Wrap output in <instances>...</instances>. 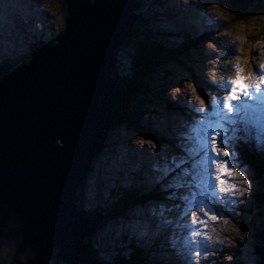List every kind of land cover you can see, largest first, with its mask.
Listing matches in <instances>:
<instances>
[{
  "label": "rangeland",
  "instance_id": "1",
  "mask_svg": "<svg viewBox=\"0 0 264 264\" xmlns=\"http://www.w3.org/2000/svg\"><path fill=\"white\" fill-rule=\"evenodd\" d=\"M2 1L7 2L3 3ZM63 1L0 0V21L2 23H0V62L2 60L19 59L35 43H52L55 41L63 32L65 18L62 11ZM147 1L140 0L138 6L140 10L137 11L142 12L144 9L145 13L148 14L147 18H154L153 22H155L157 28L172 33L174 39L179 38L175 35V29H173L171 21L165 16L168 14L172 16V21L177 20V22L186 25L190 33L194 31L197 35L209 30L211 34L209 40L203 41L201 39L196 43L189 57H185L186 64L176 62L168 67V71H171L168 76L169 86L164 89L162 87L156 88L155 92L162 90V93L157 94L155 101L150 100V104H145V108L148 109L147 112L152 114H143L137 120L140 125L143 123H146L147 126L151 124V128L156 130V133L163 137V140L167 139L166 142L158 143L147 137L148 135H141L135 126L126 130L123 128H110L107 131L104 140L105 146L95 155L92 162V171H88L86 179L82 182V189L80 185V190L76 191L78 196L82 198L83 206L81 208L86 211L92 209H96V211L100 209L103 211L108 210L120 196V189L130 188L128 186L132 185L130 183L133 180L128 177V172L130 170L134 173L133 169L137 171V179H139H136L137 181L143 183L142 180L147 181L149 179L148 187L157 185V188L162 191V195L159 196V200L156 202L150 201L143 206H133L131 210H139L135 215L132 212L129 219L125 220L120 217L116 221L110 222L106 227L104 224L100 227L101 229L96 230L90 238L93 253L102 258V263H109L116 257V254L126 255V248H121L122 244L117 245L116 242L118 241L116 239L122 235L125 236L126 243L133 239L132 236H136L137 228H135V234H133L134 231L130 223L132 222V226L136 225L137 223L134 222L138 219L137 216L140 212L144 213L145 209H150L158 218L172 222L176 228H181L184 222L188 224L187 228H182V234H185L184 237L188 239V247L193 252L184 257L183 254L177 253L176 249H172L173 255L168 260L174 261V264H188L187 258L191 264H259L260 260L254 256V251L259 245L260 247L263 246V243L257 242L256 236L262 230L264 231V213L263 217L259 218L258 216V212H261L258 208V204L261 206L258 197L261 195L264 199V181L256 179L251 166L243 160L245 156L234 150L236 146V127L229 124V122H232L229 117H233V122L242 120V117L248 118L250 123L246 125L247 133L259 134L262 138L260 141H262L264 139V107L257 110V113L256 111L240 112L241 118L238 117L234 111L235 109L241 111L239 109L241 106L240 100L253 102L260 97L259 93L249 90L251 94L236 97L235 93L231 92L233 85L229 83L228 77H226V81L229 83V89H216L215 86L218 85V81L214 80L213 70L227 66L226 63H242L253 72L259 69L261 60L257 58L258 56H255L254 52L258 47H262L264 51V13L249 15L242 20H235L233 15L227 14L225 0H159L169 12H165L153 0H149L152 2L150 4ZM188 2H193V5L196 2L198 7L189 6ZM193 8L196 11H191ZM199 12L207 13V15L203 16ZM195 16L200 20L198 22L200 26L198 27L193 24L197 20ZM27 24L28 26H26ZM128 37L129 35L123 42ZM234 37L236 39L240 38L241 41L233 40ZM189 59H191V62L187 64ZM129 63L128 52L122 50L117 56L115 68L117 73L127 76V68H132ZM11 69H13V66ZM242 76H245L244 72ZM247 79L250 80L249 77ZM185 88L197 94L199 97L198 103L195 104L193 98L184 96L183 93L179 95V90L185 91ZM227 95L229 97L228 102H230L229 108L228 110L220 109L222 113L217 114H223L224 116L221 119H215L216 113L213 116L212 108L217 107L220 98ZM181 98L185 104L192 108L190 113L182 111L183 114L179 111V114H171L167 112V109H163V105L161 106L163 99H168L167 101H172V103L178 105ZM196 126H200L198 127L200 130L198 137L205 140L208 146L207 148H200L195 144L199 148L198 155H193L191 153L192 148H189L187 153L192 156L184 157L180 149L193 144L189 137L193 135L186 131ZM181 127L186 131H183ZM208 127L213 129V134L208 131ZM254 142H259V140H254ZM143 145L145 153L141 149ZM213 146L218 151H229L233 156H230L232 162L234 160L236 164L241 166L235 175L238 177L242 173L245 174L246 178L243 183L247 186V190L243 195L244 199L241 195L236 196L233 193L226 195L229 199L231 212L216 211L217 207L211 205L208 210L202 211L201 216H199V213L197 214L198 218L204 217L205 219L207 214L210 213L204 229L202 227L198 228V233L206 236L199 239V234L192 231L196 226L195 220L187 209L192 199L199 195V178H214L216 184L219 183L218 179L221 177L222 172L208 168L204 161H201L206 157L213 161ZM256 146L261 150L264 144L259 142ZM197 159L200 160V164L203 166L197 165V169H193ZM129 160H132L130 162L132 164L126 168L123 165L128 164ZM179 169L181 170L179 171ZM223 170L224 173L231 172L228 167ZM195 171H198V177L192 173ZM140 176L143 179L139 178ZM230 184H235L236 188L241 187L240 182L231 183L230 180H226L223 183L225 187ZM144 185L147 187V184ZM182 197L187 200L185 203L182 202ZM225 205L224 202L219 203L222 208ZM250 208L251 211L248 213ZM179 210L181 213L187 212L184 220L182 217L178 219ZM129 211H126L127 214H129ZM232 216L234 219L230 218ZM157 217L149 235L152 239L160 242L159 245L163 244L167 248L164 249L162 246L164 250L160 251L161 255H164V252L171 255L167 250L171 249L170 245L172 243H167L169 241L166 239L161 240L162 233L156 223ZM214 218L216 222L211 225ZM122 223L124 224L122 225ZM122 228H126V231H123ZM137 238L140 237L137 236ZM146 240L150 243L148 239ZM163 241L166 243H163ZM205 243L209 246L208 248L205 247ZM159 245L158 248H161ZM233 251L238 252L237 256H230ZM156 260L160 262L158 253H156L153 261Z\"/></svg>",
  "mask_w": 264,
  "mask_h": 264
},
{
  "label": "water",
  "instance_id": "2",
  "mask_svg": "<svg viewBox=\"0 0 264 264\" xmlns=\"http://www.w3.org/2000/svg\"><path fill=\"white\" fill-rule=\"evenodd\" d=\"M136 5L67 0L55 45L0 65V264H101L76 191L112 127L111 75Z\"/></svg>",
  "mask_w": 264,
  "mask_h": 264
},
{
  "label": "trees",
  "instance_id": "3",
  "mask_svg": "<svg viewBox=\"0 0 264 264\" xmlns=\"http://www.w3.org/2000/svg\"><path fill=\"white\" fill-rule=\"evenodd\" d=\"M139 1L137 0V8L133 10L135 18L132 22V28L129 37L124 41L122 47L117 51V56L122 50H125L129 54L130 66L126 73L118 74L115 69L111 75L118 83L120 98L117 104L114 105L110 112V118L112 121L113 129H131L135 126L139 132L145 133L151 138H157V135L152 133L149 129L141 127L139 120L143 114L147 111L145 108L146 103H150V100H156L157 94H161L162 90L155 92L156 88L162 87V89L169 86L168 76L171 71H168V67L172 61H178L180 63L186 62L185 57H189L190 50L189 45L192 44V39L184 36L179 43L172 45H166L167 41L164 36L157 33L152 28V20L148 19L141 13H137ZM67 0L62 3L63 16H66ZM225 10L228 15H233L235 20H242L249 15H256L257 13H264V0H225ZM56 40L52 42V45L56 44ZM185 59V60H184ZM30 60L29 54L22 55L17 60H8L11 62L13 69L26 65ZM190 61V60H188ZM155 96V97H153ZM159 96V95H158ZM154 100V101H155ZM160 142L159 138L155 140ZM242 156H245L242 153ZM94 160V159H93ZM244 161L249 163V166L254 171V175L257 180H264V163L249 161L247 157L243 158ZM82 186V185H81ZM83 187V186H82ZM82 187H80L82 189ZM79 188V190H80ZM135 191H125L123 196L110 206L108 210L87 211L86 217L89 222L95 227V230L103 226L108 220L115 217L128 205L135 201L133 198L137 197ZM78 197V199H77ZM258 208L259 217L264 212V199L259 195ZM76 206L82 207V198L76 193L75 199ZM90 237L85 239L86 244H90ZM257 242L263 243L262 247H257L254 251V256L258 257L261 261L259 264H264V231L258 233L256 236ZM93 251V250H92ZM141 252L139 250H133L129 255H123L120 259L116 258L109 264H150L143 258H141ZM92 258L98 257L93 253ZM50 264H61L59 261L51 260ZM105 264V263H104Z\"/></svg>",
  "mask_w": 264,
  "mask_h": 264
},
{
  "label": "bare ground",
  "instance_id": "4",
  "mask_svg": "<svg viewBox=\"0 0 264 264\" xmlns=\"http://www.w3.org/2000/svg\"><path fill=\"white\" fill-rule=\"evenodd\" d=\"M195 4L193 5V2H188L189 6H195V7H198V4L196 6V2H194ZM194 7V8H195ZM192 9L191 11H196L195 9ZM212 9V8H211ZM201 10V9H200ZM200 14H202L203 16H206L207 13H204V12H199ZM21 14V13H20ZM183 17V16H182ZM196 17V16H195ZM196 21L193 22V24H195V26H200L198 24V22L200 21L197 17H196ZM28 26V24L26 25ZM233 40H238V41H241V39H236L235 37L233 38ZM232 42V41H230ZM244 46V45H243ZM234 47V46H233ZM263 48L262 47H258V49H255L256 51L254 52L256 55L255 56H258L257 58L259 60H261V63H259V69L256 71V72H253L251 70L248 69L247 66H245L244 64L242 63H226L228 64L227 66H223L221 67V69L219 68H216L215 70H213V76H214V80H217L218 81V85L215 86V88L217 89H229V83H231L233 85V90L231 91L232 93H235V96L238 97V96H246L248 94H251L249 92V90H253L255 92H258L259 93V96H264V84H261V85H256L254 83V79L257 78V77H264V68H262V66H264V51L262 50ZM238 50V49H237ZM211 61V60H210ZM10 64L12 65L10 62H5L3 64ZM244 72L245 76H242V73ZM226 77L229 78V83L228 81H226ZM247 77L250 78V80L247 79ZM117 83V81H115ZM208 83V82H207ZM210 83V82H209ZM117 87H118V83H117ZM119 88V87H118ZM202 90V89H201ZM181 93L185 94L184 96H190L191 98H193V101L194 103H198L199 101V97L197 96L196 93H192L190 91H188L187 88H185V91L183 90H179V95H181ZM205 96V95H204ZM228 95L227 96H223L220 98L219 102H218V106L217 107H213L212 110H213V116H214V113H216V116H215V119H218L217 116L219 117H222V114H217V113H222L220 111V109H224V110H228L229 108V103L228 102ZM180 103L178 102V108L180 111H183V112H187L189 113L190 111H192V108L189 107L187 104H185L181 99H179ZM243 99L240 100V102H242ZM226 105H228V107H226ZM252 105H254V108L255 111L256 109L258 108L257 105H263L264 106V97L262 98H259V100L255 101L252 103ZM251 108V109H252ZM257 113V111H256ZM226 115V114H225ZM148 121V120H147ZM264 121V120H263ZM242 123H247L248 122V119L247 120H244L242 119L241 120ZM239 122V123H241ZM148 123V122H147ZM197 125H200V124H197ZM149 128H151V124L148 125ZM200 126H196V127H192L189 131L187 130H184L183 127H181V129L183 131H186L187 133L189 134H192L193 136V139L195 140V142L197 143V145L200 147V148H207L208 146V143L203 140V139H200L198 137V134H200V130L199 128ZM208 131L213 134V129L211 127H208ZM154 134V133H153ZM260 143H263L264 142H261L259 140ZM259 142H256V144L258 145ZM255 144V148L253 149V151L257 154H260L262 156H264V147L263 149L259 150V148L256 146ZM194 145V144H192ZM213 148V154H212V158H213V161H210L208 159V157L202 159L201 161H204V163L208 166V168H213L215 169L216 171H219V172H222L221 174V182H219L218 184H216V182L214 181V179H210V178H207V179H204V178H199V181H198V192L199 193V196L198 197H195L193 199V201L191 202V204L189 205L188 207V211L191 212V215L194 217V220H195V228H193V233L197 232L198 233V228L199 227H202L204 229V226L207 225V219H209V214H207V217L204 219V217H201L198 218L197 217V214L199 213V216H201L202 214V211H204L205 209H207L210 205H215L217 207V209L219 211H222V212H231V209H230V204H229V199L226 197V195L228 193H233L235 194L236 196H240L242 197V199H244L243 195L246 193V190H247V186L243 183V180L246 178L245 174L242 173L240 174V176H236V172L240 170V167L238 164H236L233 160H231V157L232 156L230 154L229 151L227 150H222V151H218L214 146L212 147ZM143 150V152L145 151L144 149V145L143 147L141 148ZM186 150V148H185ZM148 151V150H147ZM152 151V150H151ZM155 151V150H154ZM153 152V151H152ZM198 151L194 150V149H191V153H197ZM145 153V152H144ZM143 153V154H144ZM153 154V153H152ZM162 155V154H161ZM157 156V155H156ZM149 157V156H148ZM160 157V156H159ZM233 157V156H232ZM142 159V158H140ZM164 159V158H163ZM143 161V160H142ZM145 162V161H144ZM165 162V161H163ZM200 160L197 159L196 162L194 163L193 165V169H197V165H201L200 164ZM121 165V164H120ZM146 165V164H144ZM127 164H125V167L127 168ZM203 166V165H201ZM134 167V166H133ZM225 167H228L230 168V173H224V168ZM130 169V168H129ZM145 169V168H144ZM134 171V169H133ZM135 172V171H134ZM129 176L131 177V180H133L130 184L134 183V181H136L137 179V175L135 173H132L130 170H129ZM195 176L198 177L199 173L198 171H195V172H192ZM140 178V177H139ZM148 178V177H147ZM226 180H230L231 183L233 182H240L241 184V187L240 188H236V185L235 184H230L228 187H224L223 186V182H225ZM142 182L144 184H147V187H148V182H149V179L147 181L145 180H142ZM142 183V184H143ZM143 184L144 187H146L145 185ZM82 185V184H81ZM129 185V184H128ZM150 185V184H149ZM82 187V186H81ZM242 193V194H241ZM182 202L185 203V198H181ZM220 202H224L226 205L225 207H220L219 206V203ZM146 204V203H145ZM170 208V207H169ZM172 208V207H171ZM153 209V208H152ZM251 211V208L250 210L248 211V213H250ZM180 212V210H179ZM154 213V212H153ZM152 211L149 209V210H146L145 209V212L144 213H141L140 212V216H139V220L136 221V225L134 226H131L132 230L134 231L133 234H135V228H137L136 230V236H132V237H137L139 236L140 238H143V239H148L150 241L149 244H152V243H157V248H156V252L160 253V251L164 250V249H167L166 247H164L163 244L159 245L160 242H157L155 239H152L150 237V229L152 230L153 228V225H154V221L156 220V215L155 213L153 214ZM213 215V214H212ZM229 215V214H228ZM263 214H261L260 217H263L262 216ZM186 216V213H181L179 214V219L181 217H185ZM136 218V217H135ZM231 219H234V217H230ZM137 219V218H136ZM221 220V219H220ZM218 221V220H217ZM222 221V220H221ZM129 222V221H127ZM194 222V221H193ZM216 222V219L214 218V222L211 224V225H214ZM156 223L158 224V227H159V231L162 233L161 234V237L163 239H166L168 240L169 242L167 243H172V245H170L171 249L167 250L171 255L172 254V249H176V252L177 253H181L183 254V256L185 255H190L189 253L193 252L191 249H184V250H181V245L179 244L182 240L184 241L183 243H185L186 245L188 244V239H186L184 237V233L182 234V231L183 229L182 228H186L188 227V224H184L183 226H181V228H176L174 224L170 223V222H165L163 221L162 219L158 218L157 217V221ZM178 225V224H177ZM130 227V226H129ZM123 231H126V228L123 229ZM167 231H171V232H167ZM199 234V233H198ZM126 235V234H125ZM129 235V234H128ZM131 236V235H130ZM206 235H200L199 234V239H203ZM130 238V237H129ZM134 239V238H133ZM147 241V240H146ZM197 241V240H196ZM135 242V240H134ZM148 242V241H147ZM118 243V242H117ZM163 243H166L163 241ZM158 245L159 247L162 248V246L164 247V249L162 248H158ZM206 245V243H205ZM206 248H208L209 246L206 245L205 246ZM259 247V246H258ZM93 250V249H92ZM206 250H209V249H206ZM164 252V251H163ZM161 254V253H160ZM163 256V260L166 261L169 256L167 253L164 252V255ZM167 258V259H166ZM190 258V257H189ZM158 261V260H157ZM187 263L188 264H191L190 260H188L187 258ZM168 264H174V261H171V262H166ZM164 264V263H163Z\"/></svg>",
  "mask_w": 264,
  "mask_h": 264
},
{
  "label": "snow or ice",
  "instance_id": "5",
  "mask_svg": "<svg viewBox=\"0 0 264 264\" xmlns=\"http://www.w3.org/2000/svg\"><path fill=\"white\" fill-rule=\"evenodd\" d=\"M262 68H264V66H262ZM254 83L256 85H261V84H264V77H257L254 79Z\"/></svg>",
  "mask_w": 264,
  "mask_h": 264
},
{
  "label": "clouds",
  "instance_id": "6",
  "mask_svg": "<svg viewBox=\"0 0 264 264\" xmlns=\"http://www.w3.org/2000/svg\"><path fill=\"white\" fill-rule=\"evenodd\" d=\"M0 256H2V254H0Z\"/></svg>",
  "mask_w": 264,
  "mask_h": 264
}]
</instances>
